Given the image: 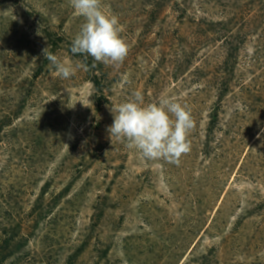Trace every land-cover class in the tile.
<instances>
[{"label": "rangeland", "instance_id": "rangeland-1", "mask_svg": "<svg viewBox=\"0 0 264 264\" xmlns=\"http://www.w3.org/2000/svg\"><path fill=\"white\" fill-rule=\"evenodd\" d=\"M257 3L102 0L129 47L122 64L105 65L71 53L84 20L69 0H0V264H264ZM48 46L73 76L56 74ZM226 86L211 146L246 135L232 164L201 152ZM134 91L145 104L166 98L190 110L191 150L179 165L110 138L111 108Z\"/></svg>", "mask_w": 264, "mask_h": 264}, {"label": "clouds", "instance_id": "clouds-1", "mask_svg": "<svg viewBox=\"0 0 264 264\" xmlns=\"http://www.w3.org/2000/svg\"><path fill=\"white\" fill-rule=\"evenodd\" d=\"M71 7L84 22L71 42L72 54L91 57L105 65L122 64L129 47L120 35L122 28L116 15H108L102 0H69ZM56 74L68 79L74 69L50 51L42 49ZM79 67L87 70L88 65ZM113 122L106 129L110 138L126 141L128 148L137 149L148 160H165L179 165L180 158L191 150L188 139L195 127L190 110L179 102L161 98L145 104L143 94L134 91L131 97L111 108Z\"/></svg>", "mask_w": 264, "mask_h": 264}, {"label": "trees", "instance_id": "trees-1", "mask_svg": "<svg viewBox=\"0 0 264 264\" xmlns=\"http://www.w3.org/2000/svg\"><path fill=\"white\" fill-rule=\"evenodd\" d=\"M259 4L258 5H263L264 4V0H258ZM257 5H255L254 7H256ZM179 7V5H178ZM253 7V8H254ZM201 25V24H199ZM50 38H54L53 35H49ZM60 42L63 41V39H59ZM199 46L198 43H195L192 50ZM202 48V46L200 47V49ZM192 57L194 56V50L192 51ZM95 84L97 86H99L100 83L95 82ZM228 86H226L220 96H218L216 98V100L214 101L212 107H211V113L209 116V122H208V126H207V134H206V141L203 142V146H202V155L203 157H205V159L212 157L213 160H215L216 162H218V160H227L229 163H236L239 161L240 159V148L243 144H245V139L244 137L246 135H239L241 137H235V141L232 145V147L229 145V142L227 139H222L219 142H217L216 146L212 148L211 143L214 142L215 140V134L216 131L219 128L221 119H222V110H223V101H224V97L227 95L228 92ZM235 125H233L234 127H236V123H234ZM233 127V128H234ZM240 128V127H239ZM247 132V129L245 130ZM239 138V140H238ZM222 178H220V174L217 175V177L215 178V183H212L211 185V195L213 196L221 187V183H222ZM210 200L206 203H209ZM207 210V209H206ZM203 214V213H201ZM205 214V213H204ZM203 214V215H204ZM201 220L202 217H201Z\"/></svg>", "mask_w": 264, "mask_h": 264}]
</instances>
